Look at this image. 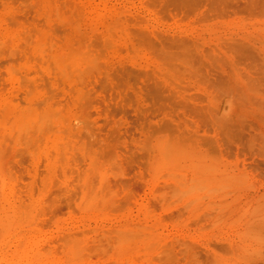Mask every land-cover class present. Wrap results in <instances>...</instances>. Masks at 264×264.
Segmentation results:
<instances>
[{
  "label": "rangeland",
  "instance_id": "1",
  "mask_svg": "<svg viewBox=\"0 0 264 264\" xmlns=\"http://www.w3.org/2000/svg\"><path fill=\"white\" fill-rule=\"evenodd\" d=\"M2 179L19 264H264V0H0Z\"/></svg>",
  "mask_w": 264,
  "mask_h": 264
},
{
  "label": "bare ground",
  "instance_id": "2",
  "mask_svg": "<svg viewBox=\"0 0 264 264\" xmlns=\"http://www.w3.org/2000/svg\"><path fill=\"white\" fill-rule=\"evenodd\" d=\"M33 121V120H32ZM30 122L31 121H29L28 122V124H30ZM34 122V121H33ZM42 122V121H41ZM25 123H27V122H25ZM43 123H44V121H43ZM24 124V123H23ZM22 124V126H24ZM32 124V123H31ZM30 124V125H31ZM43 126H44V124H42ZM42 126V127H43ZM28 127V126H27ZM40 127V126H39ZM41 127V128H42ZM44 128H45V126H44ZM44 128H42V130L44 129ZM64 154V153H63ZM2 172V171H1ZM4 177V176H3ZM2 178V177H1ZM11 179V178H10ZM2 180H4V179H2ZM8 182V181H7ZM5 183V180H4V182H1L0 183V186L2 187L3 186V184ZM2 184V185H1ZM5 186L7 185V183H5L4 184ZM20 186H21V184H20ZM8 186H6V188H7ZM5 188V187H4ZM23 188V187H22ZM6 190V189H5ZM21 191V190H20ZM6 192V191H5ZM8 192V191H7ZM16 192V191H15ZM4 193V192H3ZM7 194V193H6ZM9 194V193H8ZM13 194V193H12ZM16 195V193H14V195H11V197L12 198H14V196ZM21 195V194H20ZM10 196V195H9ZM8 196V197H9ZM7 197V196H6ZM10 197V198H11ZM21 197V196H20ZM29 197V196H28ZM3 199H4V202H6V198L3 196L2 197ZM22 198V197H21ZM21 198H19V199H21ZM24 198V197H23ZM23 198H22V201H23ZM9 200V199H8ZM11 201H12V199H11ZM0 202H2V201H0ZM9 203H11L10 201H8ZM12 202H15L14 200L12 201ZM18 202V201H17ZM16 203V202H15ZM19 203H20V200H19ZM19 203L17 204V205H19ZM2 204H3V202H2ZM4 204H6V203H4ZM7 205V204H6ZM11 205H13V206H16V204L14 205V203L13 204H11ZM20 205H22V204H20ZM7 207V206H6ZM19 207V206H18ZM0 208H1V206H0ZM10 208V207H9ZM15 208H17V206L15 207ZM21 208V207H20ZM17 211V210H16ZM22 211V210H21ZM11 212V211H10ZM18 212V211H17ZM17 212H16V215H17ZM11 214V213H10ZM14 215V214H13ZM12 215V216H13ZM20 216H22V214L20 215ZM13 218H15V217H13ZM22 218V217H21ZM21 218H20V221H21ZM16 219V218H15ZM16 221H18V220H16ZM15 222V221H14ZM12 228H13V221L11 220V217L10 216H8L7 215V213L5 212V211H3V210H1L0 211V264H19V261L22 259V257L23 256H25V252H24V254H23V256H19V254H20V249H16V250H14V251H12L11 252V255H10V252H9V250L7 249V246H8V243L10 242V235H11V233H12ZM16 229V228H15ZM15 229H13V230H15ZM17 230H18V228H17ZM134 230V229H133ZM16 231V230H15ZM24 231V230H23ZM133 232V231H132ZM21 233V232H20ZM25 234V233H24ZM26 234H27V232H26ZM16 235V234H15ZM41 235V234H40ZM14 237V236H13ZM27 238H29V237H27ZM126 239H128V238H126ZM12 240V239H11ZM15 240V239H14ZM23 241V240H22ZM14 243H16V242H14ZM73 243V242H72ZM45 244H47V243H45ZM68 244V243H67ZM67 244H65V245H67ZM75 244V243H74ZM74 244H72V247H73V245ZM77 244V243H76ZM31 245V244H30ZM43 246V245H42ZM75 246V245H74ZM38 247V246H37ZM43 247H45V246H43ZM75 247H77V245L75 246ZM27 248V247H26ZM36 248V247H35ZM49 248V247H48ZM47 248V249H48ZM74 248V247H73ZM72 248V250H70V251H72L73 252V249ZM78 248V247H77ZM76 248V249H77ZM11 249V248H10ZM41 249H43V248H41ZM40 248H39V250H41ZM46 249V248H45ZM70 249V248H69ZM79 249V248H78ZM77 249V250H78ZM13 250V249H12ZM35 250V249H34ZM51 250V249H50ZM77 250H74V252L73 253H71V254H74L75 252L77 253ZM81 250V249H80ZM79 250V252L78 253H80L81 251ZM49 251V250H48ZM29 252V251H28ZM31 252H32V250H31ZM38 252H39V254H40V252H43V251H38V249H37V254H38ZM47 252V251H46ZM50 252V251H49ZM53 252H55V251H53ZM36 254V255H37ZM48 254V253H47ZM76 255H78V254H75V255H73L72 257H74L73 259H78V258H76ZM79 256V255H78ZM25 259H26V257H25ZM25 259H24V261H25ZM23 260V259H22ZM21 260V262L23 263V261ZM29 260V259H28ZM67 260V259H66ZM79 260V259H78ZM71 261V260H70ZM77 261V260H76ZM25 263V262H24ZM119 264V263H118ZM120 264H121V262H120Z\"/></svg>",
  "mask_w": 264,
  "mask_h": 264
}]
</instances>
